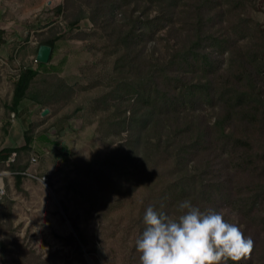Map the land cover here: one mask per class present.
<instances>
[{
    "label": "trees",
    "instance_id": "1",
    "mask_svg": "<svg viewBox=\"0 0 264 264\" xmlns=\"http://www.w3.org/2000/svg\"><path fill=\"white\" fill-rule=\"evenodd\" d=\"M239 3L63 0L54 8L71 17L69 31L87 19L111 48L110 89L94 101L97 109L108 110V101L116 100L129 110L120 122L128 134L123 149L137 160L123 174V209L136 191L144 196L126 226L125 234L136 237L124 243V264H140L135 241L145 227L146 209L173 215L186 198L203 212L228 210L242 219V231L254 246L238 264H264V28L236 13ZM3 35L0 30V45ZM61 39L60 34L46 37L36 53L42 45L51 47L50 61ZM39 75L32 67L19 71L8 106L14 115L23 100L49 102L34 88ZM56 79L60 84L53 85V94L73 93ZM23 140V146L0 149V169L11 172L17 190L26 170L19 156L30 151L32 137L25 132ZM72 226L83 241L78 226ZM0 255L6 264L2 242Z\"/></svg>",
    "mask_w": 264,
    "mask_h": 264
},
{
    "label": "rangeland",
    "instance_id": "2",
    "mask_svg": "<svg viewBox=\"0 0 264 264\" xmlns=\"http://www.w3.org/2000/svg\"><path fill=\"white\" fill-rule=\"evenodd\" d=\"M62 3L53 0L41 13V23L8 28L0 45V149L23 146L25 132L32 137L30 151L18 160L26 165L20 190L9 170L4 178L0 242L6 248V264H124V243L136 237L125 234L126 226L144 196L136 191L123 209V174L132 170L135 160L123 149L128 134L120 124L129 110L116 100L108 101V110L103 105L97 109L94 101L110 89L107 77L114 56L87 19L68 30L71 17L54 10ZM236 13L264 28L263 0H240ZM53 34L62 39L43 64L45 69L38 68L37 45ZM78 34L85 36L78 39ZM24 67L39 69L34 88L49 102L23 100L14 115L8 106L14 80ZM56 77L73 87V93L53 94V85L60 84ZM45 109L48 113L42 116ZM118 203L122 207L112 211ZM221 214L241 230L245 227L234 213Z\"/></svg>",
    "mask_w": 264,
    "mask_h": 264
},
{
    "label": "clouds",
    "instance_id": "3",
    "mask_svg": "<svg viewBox=\"0 0 264 264\" xmlns=\"http://www.w3.org/2000/svg\"><path fill=\"white\" fill-rule=\"evenodd\" d=\"M135 241L140 264H238L250 257L254 242L217 211H201L191 199L170 215L149 206Z\"/></svg>",
    "mask_w": 264,
    "mask_h": 264
},
{
    "label": "crops",
    "instance_id": "4",
    "mask_svg": "<svg viewBox=\"0 0 264 264\" xmlns=\"http://www.w3.org/2000/svg\"><path fill=\"white\" fill-rule=\"evenodd\" d=\"M52 3L53 0H0V30L6 36L10 27L41 23V13L47 11Z\"/></svg>",
    "mask_w": 264,
    "mask_h": 264
},
{
    "label": "water",
    "instance_id": "5",
    "mask_svg": "<svg viewBox=\"0 0 264 264\" xmlns=\"http://www.w3.org/2000/svg\"><path fill=\"white\" fill-rule=\"evenodd\" d=\"M50 54H51V47L46 45L40 46L35 56V62L40 64H47L49 62ZM47 113L48 110L45 109L42 111L41 115L45 116Z\"/></svg>",
    "mask_w": 264,
    "mask_h": 264
},
{
    "label": "built area",
    "instance_id": "6",
    "mask_svg": "<svg viewBox=\"0 0 264 264\" xmlns=\"http://www.w3.org/2000/svg\"><path fill=\"white\" fill-rule=\"evenodd\" d=\"M264 2V0H263ZM33 162H35V159H31ZM13 161V158L9 159V161L5 164L6 166H9V162ZM8 170L6 169H0V205L3 203V200L6 196V187L4 184V178L8 175Z\"/></svg>",
    "mask_w": 264,
    "mask_h": 264
}]
</instances>
